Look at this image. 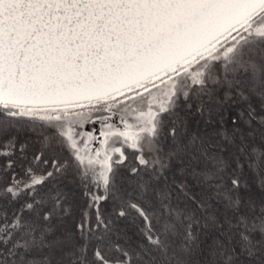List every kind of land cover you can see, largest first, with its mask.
Instances as JSON below:
<instances>
[{"label": "snow or ice", "instance_id": "1", "mask_svg": "<svg viewBox=\"0 0 264 264\" xmlns=\"http://www.w3.org/2000/svg\"><path fill=\"white\" fill-rule=\"evenodd\" d=\"M0 264H264V0H0Z\"/></svg>", "mask_w": 264, "mask_h": 264}]
</instances>
